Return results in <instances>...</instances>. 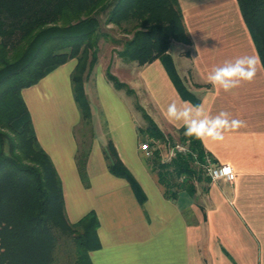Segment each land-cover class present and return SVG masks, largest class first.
<instances>
[{"label": "crops", "instance_id": "crops-1", "mask_svg": "<svg viewBox=\"0 0 264 264\" xmlns=\"http://www.w3.org/2000/svg\"><path fill=\"white\" fill-rule=\"evenodd\" d=\"M178 3L190 44L179 42L174 56L173 41L168 51L197 103L181 98L159 59L140 65L157 98L155 124L165 137L178 140L182 122L166 117L172 102L199 104L211 116L224 111L230 119L245 121L246 126L226 131L223 141L199 140L216 164L232 167V181L203 173L189 180V188L167 192L151 170V157L140 150L141 141L150 138L147 130L129 122L126 105L102 76L99 81L94 68L84 82L91 109V123L85 126L72 92L75 58L21 90L37 141L61 181L67 219L76 223L91 212L97 218L98 247L88 252L91 264H264V66L260 61L254 80L232 92L214 89L207 82L212 69L258 55L237 0ZM94 105L109 114L119 109L123 122L104 126ZM109 142L139 183L142 202L127 180L109 171ZM81 147L87 148L86 182L76 161ZM156 149L166 161L163 145Z\"/></svg>", "mask_w": 264, "mask_h": 264}, {"label": "trees", "instance_id": "trees-1", "mask_svg": "<svg viewBox=\"0 0 264 264\" xmlns=\"http://www.w3.org/2000/svg\"><path fill=\"white\" fill-rule=\"evenodd\" d=\"M237 3L264 66V0ZM110 23L130 36L116 50L123 61L144 65L159 59L181 98L197 103L168 52L173 41L190 44L178 0H0V264H91L88 252L98 247L97 218L91 212L76 223L67 219L61 181L37 141L21 90L75 58L72 92L89 126L84 82L97 63L98 41ZM106 75L115 86L123 85L108 69ZM148 121L149 137L159 139L163 148L172 144V138ZM178 131V140L188 141L190 153L163 161L155 149L151 156V170L167 192L189 188V180L204 173L192 156L203 163L206 151L200 141L185 137L183 126ZM105 156L109 171L127 180L142 202L139 183L111 142ZM86 157L87 148L81 147L76 161L83 182ZM182 174L186 179L179 182Z\"/></svg>", "mask_w": 264, "mask_h": 264}, {"label": "rangeland", "instance_id": "rangeland-1", "mask_svg": "<svg viewBox=\"0 0 264 264\" xmlns=\"http://www.w3.org/2000/svg\"><path fill=\"white\" fill-rule=\"evenodd\" d=\"M106 36L100 37L98 41V60L95 64L94 71L99 78V81L103 79L112 86L115 93L120 97L124 105L128 109L129 122L141 128L142 131L147 130L148 118L155 123V114L157 112V98L153 90H151L147 84V79L141 74V66L136 62L123 61L117 54L116 50L121 48V41L126 37H130L123 33V30L115 24H108L104 27ZM119 41V42H117ZM181 47L177 41H174L171 46V54L174 55L176 47ZM169 52V51H168ZM175 56V55H174ZM104 71L102 72V69ZM106 69L109 73L117 78V80L123 83L122 86H115L114 83L108 79L106 75ZM95 106L96 118L105 126L109 123L123 122V116L121 112L113 111L109 114L105 112L104 107ZM107 108L114 106V102L108 98ZM89 128H85L86 138L89 136ZM176 141L177 139H173ZM173 141V142H174ZM170 142V140H169ZM172 142V143H173ZM85 146V141L82 142ZM87 143V141H86ZM164 154H167L168 148H163Z\"/></svg>", "mask_w": 264, "mask_h": 264}, {"label": "clouds", "instance_id": "clouds-1", "mask_svg": "<svg viewBox=\"0 0 264 264\" xmlns=\"http://www.w3.org/2000/svg\"><path fill=\"white\" fill-rule=\"evenodd\" d=\"M258 64H260L258 55L241 56L234 62H226L223 66L212 69L207 76V82L214 89H221L225 93L232 92L243 82L250 83L254 80ZM166 117L170 121L182 122L185 137L201 141L206 138L212 141H223L226 131L246 126L243 120L230 119L227 112L221 111L211 116L205 112L202 105H191L189 102H185L183 106H178L176 102L170 103L166 109ZM207 166L209 174L212 175L215 166L210 161Z\"/></svg>", "mask_w": 264, "mask_h": 264}, {"label": "built area", "instance_id": "built-area-1", "mask_svg": "<svg viewBox=\"0 0 264 264\" xmlns=\"http://www.w3.org/2000/svg\"><path fill=\"white\" fill-rule=\"evenodd\" d=\"M161 144L159 139H154L152 137L148 139H144L140 143V150L143 152V154L150 158L153 154V148L159 147ZM155 148V149H156ZM168 151L166 154L167 160H169L171 157L175 156L176 153H190L189 144L188 141L184 140H176L172 144L167 146ZM184 149H187V151H184ZM193 156V163L195 165H198L202 171L207 175L211 180H217V179H226L228 181H232L234 178V172L232 167L229 164H216L211 156L206 152L204 155V161L203 163L198 162L197 156L195 153H192ZM211 162L212 165L215 166L214 172L212 175L209 174L208 171V162ZM215 177V178H214ZM186 179V176L184 174L180 175L178 178L179 182H183Z\"/></svg>", "mask_w": 264, "mask_h": 264}]
</instances>
